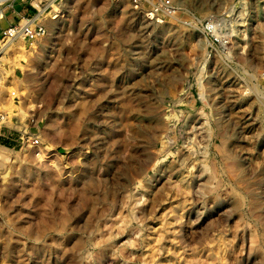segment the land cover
Instances as JSON below:
<instances>
[{
  "label": "rangeland",
  "instance_id": "obj_1",
  "mask_svg": "<svg viewBox=\"0 0 264 264\" xmlns=\"http://www.w3.org/2000/svg\"><path fill=\"white\" fill-rule=\"evenodd\" d=\"M27 1L0 264H264V0Z\"/></svg>",
  "mask_w": 264,
  "mask_h": 264
},
{
  "label": "crops",
  "instance_id": "obj_2",
  "mask_svg": "<svg viewBox=\"0 0 264 264\" xmlns=\"http://www.w3.org/2000/svg\"><path fill=\"white\" fill-rule=\"evenodd\" d=\"M34 9H35V6L33 5L31 1H27V0L15 1L12 12L10 13L6 24L9 26L12 24H15L16 19H19L21 17H23L22 19H27V17H29V15L33 13ZM20 22L21 21H19L18 24H20Z\"/></svg>",
  "mask_w": 264,
  "mask_h": 264
},
{
  "label": "bare ground",
  "instance_id": "obj_3",
  "mask_svg": "<svg viewBox=\"0 0 264 264\" xmlns=\"http://www.w3.org/2000/svg\"><path fill=\"white\" fill-rule=\"evenodd\" d=\"M43 8H44V7H43ZM42 12H43V9H40L39 14H37L36 17L33 18L32 20H28V19H22V20H20L21 22H20V24H18V26H19L20 28H23V27H30V28H31L32 23H33L35 20L38 19V17L41 15ZM1 15H2V14H1V11H0V16H1ZM31 29H32V28H31ZM12 32H13V31H10V34H8V32H7L6 36H5L3 39L0 40V42H1L0 55L3 54V53L5 52L6 49H9V48L11 47V45H12V41H13L14 39H16V38H21V37L24 36V34L21 33V32H19V33H12ZM2 57H3V56H2ZM2 57H0V59H2ZM2 116H3V115L0 113V122H1L2 120H4Z\"/></svg>",
  "mask_w": 264,
  "mask_h": 264
},
{
  "label": "built area",
  "instance_id": "obj_4",
  "mask_svg": "<svg viewBox=\"0 0 264 264\" xmlns=\"http://www.w3.org/2000/svg\"><path fill=\"white\" fill-rule=\"evenodd\" d=\"M10 31H13L12 33H23L24 34V37H28L29 39H33L34 37H36L38 35V31H41V28L38 27L37 28V31H36V28L34 30H32L30 27H23V28H20L17 25H14L13 27H10L8 30L4 31V36H6L7 32L8 34H10Z\"/></svg>",
  "mask_w": 264,
  "mask_h": 264
}]
</instances>
